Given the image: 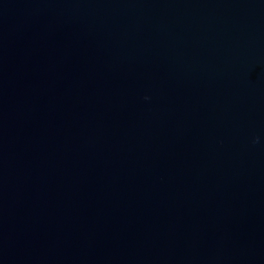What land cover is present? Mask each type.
<instances>
[{"label":"water","instance_id":"water-1","mask_svg":"<svg viewBox=\"0 0 264 264\" xmlns=\"http://www.w3.org/2000/svg\"><path fill=\"white\" fill-rule=\"evenodd\" d=\"M0 264H264V0H0Z\"/></svg>","mask_w":264,"mask_h":264},{"label":"clouds","instance_id":"clouds-1","mask_svg":"<svg viewBox=\"0 0 264 264\" xmlns=\"http://www.w3.org/2000/svg\"><path fill=\"white\" fill-rule=\"evenodd\" d=\"M258 139H259V138H256V140H254L253 142H254V143H255V142H257V141H258Z\"/></svg>","mask_w":264,"mask_h":264}]
</instances>
